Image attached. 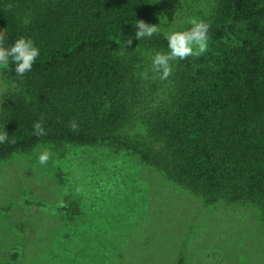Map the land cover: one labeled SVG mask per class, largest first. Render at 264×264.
Wrapping results in <instances>:
<instances>
[{
    "label": "trees",
    "instance_id": "obj_1",
    "mask_svg": "<svg viewBox=\"0 0 264 264\" xmlns=\"http://www.w3.org/2000/svg\"><path fill=\"white\" fill-rule=\"evenodd\" d=\"M151 3L0 0L4 46L24 36L40 50L23 79L11 63L6 69L16 89L3 104L0 133L15 143L0 144V157L42 141L106 143L138 154L207 203L251 205L264 219V0H216L205 19L216 50L177 60L161 92L140 73L148 70L145 55L168 50L167 41L135 37L136 20L151 24ZM241 21L249 36L226 43ZM135 114L144 133L131 135ZM41 116L47 134L37 137Z\"/></svg>",
    "mask_w": 264,
    "mask_h": 264
},
{
    "label": "rangeland",
    "instance_id": "obj_2",
    "mask_svg": "<svg viewBox=\"0 0 264 264\" xmlns=\"http://www.w3.org/2000/svg\"><path fill=\"white\" fill-rule=\"evenodd\" d=\"M151 4V24L162 34L189 27V18L207 19L216 0ZM248 36L241 21L223 40L239 45ZM217 46L210 39L207 52ZM167 51L143 61L159 92L172 84L176 61L160 80L149 54ZM4 86L0 115L16 89L6 69ZM142 120L135 114L127 133H144ZM45 147L52 156L40 165ZM0 264H264V219L251 205L207 203L129 150L42 141L0 157Z\"/></svg>",
    "mask_w": 264,
    "mask_h": 264
},
{
    "label": "clouds",
    "instance_id": "obj_3",
    "mask_svg": "<svg viewBox=\"0 0 264 264\" xmlns=\"http://www.w3.org/2000/svg\"><path fill=\"white\" fill-rule=\"evenodd\" d=\"M12 5H8L10 9ZM29 21L24 20L27 24ZM189 28L185 30H168L162 33L167 41V52H156L149 54L151 58V72L155 73L160 80H167L172 74V61L185 60L189 57L199 58L204 55L209 49V30L210 23L202 18H189ZM136 31L135 37L137 40L151 38L155 34H160L161 29L156 24L146 23L144 20H136L134 24ZM6 30L0 31V70L7 69L9 64L14 65V71L17 77L23 79L26 73L31 72L34 63L40 55V50L35 46L31 38L20 36L10 46L5 47ZM227 43V41H226ZM132 44V38L127 41V47ZM121 49L117 55H123ZM142 79H149L148 70L140 73ZM9 91L7 86L0 87V103L3 102V93ZM44 117L41 116L33 124V134L37 137L47 134L43 126ZM69 128L71 131L79 132V126L75 120L70 121ZM15 143V140H8V133H0V144ZM40 149V146H37ZM52 156L51 149L45 147L38 152V163L46 165ZM79 191V189H78ZM60 206H64L63 200L60 201Z\"/></svg>",
    "mask_w": 264,
    "mask_h": 264
}]
</instances>
